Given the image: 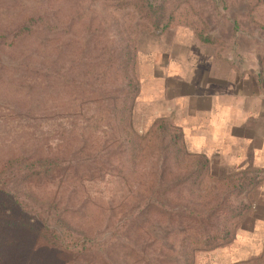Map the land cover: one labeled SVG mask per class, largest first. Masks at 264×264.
<instances>
[{"label":"rangeland","instance_id":"obj_1","mask_svg":"<svg viewBox=\"0 0 264 264\" xmlns=\"http://www.w3.org/2000/svg\"><path fill=\"white\" fill-rule=\"evenodd\" d=\"M241 4L0 0V176L11 164V172L28 167L38 175L7 189L27 207L26 216L3 205L2 194L0 210L17 220L31 217L33 208L57 236L69 235L59 221L74 230L65 244H99L71 255L28 224L0 222V264H234L262 253L264 228L255 232L251 208L258 191L236 196V174L217 160L201 175L187 169L167 134H151L160 120L154 121L155 104L141 100L156 89L148 80L158 66L170 53L185 54L187 42H201L199 34L216 40L194 48L232 51ZM180 144L187 151L182 134ZM39 168L48 172L39 175ZM149 196L159 207L138 214ZM241 203L249 210L232 218Z\"/></svg>","mask_w":264,"mask_h":264},{"label":"crops","instance_id":"obj_2","mask_svg":"<svg viewBox=\"0 0 264 264\" xmlns=\"http://www.w3.org/2000/svg\"><path fill=\"white\" fill-rule=\"evenodd\" d=\"M236 13L232 51L209 53L193 47L201 42H187L185 54L170 53L148 80L156 86L152 95L141 83V100L155 104L154 121L168 120L181 132L190 154L257 177L247 192L259 193L251 202L258 232L264 228L256 206L264 205V0H242Z\"/></svg>","mask_w":264,"mask_h":264},{"label":"trees","instance_id":"obj_3","mask_svg":"<svg viewBox=\"0 0 264 264\" xmlns=\"http://www.w3.org/2000/svg\"><path fill=\"white\" fill-rule=\"evenodd\" d=\"M216 1H218V3H220L223 0H216ZM158 27H160V25ZM167 27H168L167 25L163 26L161 29V32L164 31L165 29H167ZM198 38L201 40V43H203V44H212L216 40L213 37H210L208 35H201V34H199ZM117 100L118 99H116V102H117ZM153 132L155 134L156 133L157 134L165 133V134H167V136H169V138H170L169 139L170 149L172 148L175 151L176 156L183 154L182 156L184 158H186V161H187V167H186L187 169H189L190 167L194 168V170H192V171H193V173H195L197 175H201L206 170V168L209 165V160L204 156L192 155L189 152H187L184 149V146L180 144L181 132L178 129L173 128L171 125H168L166 120H160V121L156 122V124L154 125V127L152 129L151 134H153ZM163 140L165 141L166 138L163 137ZM189 161H192V162H189ZM188 166H190V167L188 168ZM14 167H15V165L11 164L8 167V171L4 172L3 175L0 176L1 177L0 194L3 195L2 203H3V205H5L7 203H9V204L12 203V205L15 207V209H19V214L26 216L28 214V211H23L22 209L27 208V207H22L23 204L21 202H19V200H14V198L9 195L10 191L7 189L10 188L11 186L19 185V183H21V181H23V180H27V179H30L32 177L38 176V175L34 174L32 171H27L28 167L24 168L25 170L22 171L23 173H21V174L19 172H17V173H15L13 171L11 172L10 168L12 169ZM47 172L48 171L43 170V168H39L38 174L40 175L42 173H47ZM161 172H160L159 177H160V179L163 180V178L161 177ZM256 182H257V177L254 174L238 173V174L234 175V181L232 183L231 189L234 192H237L236 196H238L241 192L249 190L251 187H253L256 184ZM225 183L228 185L229 188L231 187L230 183H229V179H227V181H225ZM150 189L148 190L149 193L151 192ZM232 190H230L231 193H232ZM153 194H154V192H152L150 195H153ZM232 195H234V194L232 193ZM0 198H1V195H0ZM5 198H7L8 202H6L4 200ZM145 203L146 204H144L141 207V209L138 211V214H141L143 212L148 213V212H150V210H152V208H158L159 207L158 204L153 202L151 196H149L148 198L145 199ZM159 205H160V207H164L163 204H159ZM238 206H239V208H238L239 210H237L236 207L233 209L236 212H235V216L232 218L236 217L238 219L239 218L242 219L243 216H245L246 211L249 210V207H248V205L242 204V203L239 204ZM0 207H1V205H0ZM54 207L55 206L50 207L48 209V211H51V209ZM219 208H220V206L213 208L212 213L216 212V210ZM30 210H31V212L33 211L31 213V214H33V215H31V217L24 219L23 217L19 216V218H17V220H10L11 216H10V214H7V211H9V210H0V222L7 223L6 224L7 227H12V226H18L19 227L20 225H27L28 224L36 234H39L42 237V239L46 242V244H48L49 246H51L54 249L58 248L61 251H66V252L69 251V254H71V255L88 254L91 250V247H95V246L99 245L97 243V241L92 242V240H85V239L83 240L84 242L81 245H78L75 243L74 244L73 243H66L65 244L64 242H62V240H67V241L71 240L72 241V239H74L72 235L75 232L72 228H71V230H69L67 228V226L65 225V223H63L62 221H59L61 227L64 230L69 232V235H64L62 237H59V236H57L56 228H51V226H49V224L47 225V222L41 213L36 214V212H35V214H34L33 208ZM180 210H182V211L184 210V214H187L186 209H180ZM11 211H13V210H11ZM230 211H231V209H230ZM168 212H170V211H168ZM183 218H184V216H183ZM9 221L12 223H10ZM40 224H41V226H40ZM39 228H42V229L39 230ZM214 239H216V237L208 238L205 241L206 246L211 248L210 245ZM3 241H6V240H3ZM86 244H91V247H86ZM80 247L82 249L78 250V249H80ZM187 259H189V256ZM157 260L164 262L165 258L162 257V255H160ZM145 264H148L147 259H146ZM234 264H264V246H263L262 253L260 255L251 257L247 261L238 262V263H234Z\"/></svg>","mask_w":264,"mask_h":264}]
</instances>
